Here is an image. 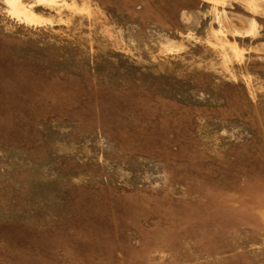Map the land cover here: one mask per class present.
Masks as SVG:
<instances>
[{"label":"rangeland","instance_id":"374dc122","mask_svg":"<svg viewBox=\"0 0 264 264\" xmlns=\"http://www.w3.org/2000/svg\"><path fill=\"white\" fill-rule=\"evenodd\" d=\"M0 264H264V0H0Z\"/></svg>","mask_w":264,"mask_h":264}]
</instances>
